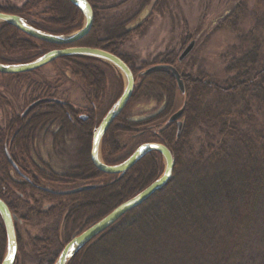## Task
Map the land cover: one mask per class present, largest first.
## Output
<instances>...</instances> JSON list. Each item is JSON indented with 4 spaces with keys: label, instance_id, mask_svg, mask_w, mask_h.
<instances>
[{
    "label": "trees",
    "instance_id": "trees-1",
    "mask_svg": "<svg viewBox=\"0 0 264 264\" xmlns=\"http://www.w3.org/2000/svg\"><path fill=\"white\" fill-rule=\"evenodd\" d=\"M88 1L94 12L93 25L87 34L71 44H52L10 24L0 23V62H28L51 49L65 46L101 48L117 55L132 70L135 86L128 104L102 138V160L106 164L118 163L141 143L156 141L171 150L174 168L163 188L126 212L66 264H264V66L256 67L257 49L228 62L226 71L235 73L221 80H213L200 70L194 74L180 71L178 54L173 50L157 54L149 63L143 59L144 65L141 62L137 67L135 59L123 52L122 46L131 32L140 28V25H128L143 12L149 0L122 9L114 7L111 12L106 9L104 13L108 15L103 13L98 0ZM0 12L19 15L33 27L55 35L78 30L84 22L82 13L69 0H27L21 7L0 5ZM56 64L63 68L52 76H40L46 65L23 73H0L3 123L0 124V198L17 216V241V228L22 223L58 217L64 210L68 211L63 242L58 240L55 224L52 229L42 231V238H33L40 242L35 243L40 246L39 256L33 260L37 264H54L63 246L78 234L74 231L84 221V227L98 221L135 191L153 182L163 170L161 155L152 151L124 174L100 172L89 158L90 136L120 96L122 79L114 77L112 65L94 57L63 56L47 65ZM155 64L174 65L184 81L185 92L179 91L168 70L140 74ZM72 75L92 91L93 103L87 101L83 108L90 113L87 120L77 118V108L66 100H63L65 103H39L30 118L23 117L21 107L26 108L38 99L56 98L60 85ZM177 95L183 97L180 107H184L178 136L176 123L164 118ZM142 96L149 101L165 100L162 114L158 117L125 116L129 104ZM107 100L111 104L95 122ZM19 102L17 111L15 103ZM39 128L57 144V157L67 150L66 145L76 142L75 163L67 166L63 173L38 164L34 143ZM130 130L136 131L131 135L135 147L129 149L123 159L116 158L123 146L116 141L115 133ZM6 150L18 170L8 161ZM21 164L30 171L28 176L22 172ZM13 173L28 180L17 181ZM68 178H105V183L73 195H59L39 188L42 181H69ZM28 193L31 194L29 202L24 198ZM55 203L61 204V210L51 212L57 206ZM5 246V230L0 218V262ZM16 257L14 264L16 261L26 264L28 260V253L20 244Z\"/></svg>",
    "mask_w": 264,
    "mask_h": 264
},
{
    "label": "rangeland",
    "instance_id": "rangeland-1",
    "mask_svg": "<svg viewBox=\"0 0 264 264\" xmlns=\"http://www.w3.org/2000/svg\"><path fill=\"white\" fill-rule=\"evenodd\" d=\"M26 1L27 0H0V5L2 7H21V5H23ZM98 1V3L103 6V13L106 9L109 10L108 12H111L114 10V7L115 9L118 7L122 9L127 6H133L135 2H137V4H143L144 2V0ZM135 25H140V28L136 32H131L128 40L123 44L122 50L125 53L127 52L129 56L131 55L132 59H135L137 67L141 65L143 59V62L149 63L154 56L160 53H165L167 50H173L176 55L179 54L182 48L191 39H194L196 43L190 54L182 62H179V69L182 72L191 74L200 70L208 74L213 80H221L235 73L234 71H226L225 68L228 62L239 59L246 52L252 49H257L256 67L261 68L264 66V0H149L143 12L136 16L128 27H135ZM143 62L142 65H144ZM143 67L145 68L146 66ZM61 68H63V66L60 64L50 66L46 65L40 73V76H52L58 69ZM113 68L114 77L117 78L119 76L124 85L122 73L116 67L113 66ZM110 90L115 94L114 88H111ZM0 91L2 92V88H0ZM113 93L110 96V99L113 96ZM56 95L57 99H60L61 101L66 100L70 104L75 105L78 115H87L89 117L90 113L88 112V109L83 108H86L88 103L87 101H90V103L92 102L91 99L93 94L90 89L84 86L80 79L72 75L69 81L60 85L59 93ZM42 102L43 101L39 103ZM182 102L183 97L177 95L175 97V103L170 111L164 115V118L168 119L171 113L179 109ZM109 103L110 102L108 100L107 102H104V109H102V112L97 115L98 118H96L95 122L102 118L104 112H106L111 104ZM30 104H28V106ZM20 105L21 102L18 104L15 103L17 111H19ZM36 105L24 114L23 117L27 115L28 118H30L31 112ZM262 107H264V105ZM164 108L165 100L149 101L147 97L142 96L134 99L129 104L126 109L125 116L132 118L136 114H142L144 117H158L162 114ZM24 110L25 106L21 107L20 112ZM78 115L77 118H79ZM87 116L85 118L86 120L88 119ZM67 117L74 122L69 115ZM0 124H3L1 118ZM135 132L136 131L130 130L128 132L119 131L115 133L116 141L119 142L121 147L123 146V150H121L116 158L121 157V159H123L129 154V149H134L135 146H132L134 138H132L131 135ZM91 138L92 134L90 136V145ZM194 144L196 145V138L194 139ZM57 147L58 146L54 143V140L47 135L46 132L41 131L39 128L34 143V149H36L35 154L37 157H35V155L34 157L39 165L44 168L50 167L51 170L60 174L63 173V170L67 166L74 165L75 149L77 144L73 141L69 143V145H66L67 150L62 153L63 156L61 155V157L56 156L55 149ZM21 167L24 174L27 175L30 172L26 166L21 164ZM12 177L17 181L28 180H26L24 176L17 175L16 173H13ZM118 178L119 176L116 177V179ZM116 179H114L113 182ZM68 180L69 181H66V179L64 181L55 180L53 182L42 181V186H39V188L43 190V188L51 187L57 190H66L86 183L93 184L95 188H97L99 185L102 186L105 183V178H93L89 180L68 178ZM73 180L75 182L69 183ZM140 190L142 189L135 191L132 196ZM29 195L31 196L29 193L24 194V198L28 202ZM32 196L37 197L36 195ZM30 200L32 199L30 198ZM61 202L66 203V200H61ZM41 203H44V205L47 204L42 201ZM55 205L57 204L55 203ZM60 205L61 204H58L54 211L52 210L51 212L61 210ZM50 208L51 207H49V209ZM67 212V210H64L62 214H58V217L52 216L48 218H38L34 219L32 222L22 223L18 226V244H20L21 247L23 246L24 250L28 253V260L26 261V264H37L33 260L39 256L38 252L40 249L38 248L40 246H36L35 243L39 244L40 242L33 241V238H42V231L44 229H52L50 227H53V224L58 226V240L63 242L64 219ZM84 225L85 221L80 228L78 227L77 230L74 231V233H79L80 231L86 229L87 226L84 227ZM44 241H46V239ZM46 243L50 244L49 241H46ZM17 257L16 259L19 258ZM15 264L20 263L16 261Z\"/></svg>",
    "mask_w": 264,
    "mask_h": 264
},
{
    "label": "water",
    "instance_id": "water-1",
    "mask_svg": "<svg viewBox=\"0 0 264 264\" xmlns=\"http://www.w3.org/2000/svg\"><path fill=\"white\" fill-rule=\"evenodd\" d=\"M83 15L84 22L80 29L75 30L69 34L55 35L51 33L44 32L37 29L27 23L21 16L16 14H10L5 12H0V23H7L21 32L34 37L36 39L46 41L56 45H66L71 44L78 39L82 38L85 34L89 32L93 25L94 12L91 4L88 0H69ZM195 40L191 39L182 48L178 54V62H182L193 50L195 46ZM89 56L103 60L117 69L120 70L124 78V88L121 95L105 113L100 123L92 132L91 146H90V160L92 164L103 173L107 174H124L127 170L133 167L141 158L146 154L156 151L158 152L163 160V171L158 178L147 185L145 188L137 192L132 197L126 199L119 205H117L113 210H111L104 217L94 222L86 229L80 231L78 234L74 235L62 248L60 254L56 258L54 264H66L68 260L76 254L83 246L90 242L97 235L106 230L109 226L115 223L121 216L126 212L132 210L133 208L142 204L155 192L163 188L167 182L171 179L173 168H174V157L171 150L163 143L156 141L144 142L138 145L132 153L126 157L124 160L115 164H106L100 156V146L102 138L107 132L108 128L115 120V118L123 111L129 102L135 85V79L130 67L117 55L101 49L88 46H65L63 48L51 49L39 57L23 63H2L0 62V73L4 74H15L28 72L44 65L49 64L53 60L63 57V56ZM157 69L168 70L174 77L177 88L181 93L185 92L184 81L177 70V68L170 64H155L147 67L141 72L142 75H147L151 71ZM41 101L53 102V103H65L60 99L56 98H42L39 99L25 108L22 115L26 114L34 105ZM184 107H180L175 112L171 113L168 121L175 122L177 126V136L180 135L183 122L181 116L183 114ZM85 119L86 116H83ZM8 161L12 166L18 170L16 164L12 161L9 152L5 151ZM95 186L93 184H83L66 190H56L53 191L48 188H43L46 191L54 192L56 194H73L89 189H93ZM0 218L4 225L5 236H6V246L5 252L1 259L0 264H14L15 258L18 250L17 235L15 230V221L17 217L12 214L7 204L0 198Z\"/></svg>",
    "mask_w": 264,
    "mask_h": 264
},
{
    "label": "flooded vegetation",
    "instance_id": "flooded-vegetation-1",
    "mask_svg": "<svg viewBox=\"0 0 264 264\" xmlns=\"http://www.w3.org/2000/svg\"><path fill=\"white\" fill-rule=\"evenodd\" d=\"M86 116H87V115H86ZM79 118H80V119H83V115H80ZM87 118H88V117H87ZM83 120H85V119H83Z\"/></svg>",
    "mask_w": 264,
    "mask_h": 264
}]
</instances>
